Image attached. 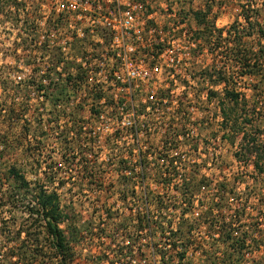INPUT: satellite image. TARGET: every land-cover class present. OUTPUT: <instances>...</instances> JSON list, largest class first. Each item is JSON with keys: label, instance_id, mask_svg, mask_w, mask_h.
Returning <instances> with one entry per match:
<instances>
[{"label": "rangeland", "instance_id": "374dc122", "mask_svg": "<svg viewBox=\"0 0 264 264\" xmlns=\"http://www.w3.org/2000/svg\"><path fill=\"white\" fill-rule=\"evenodd\" d=\"M6 1L0 0V264H111L118 252V244L127 242L132 244L131 255L134 257H121L114 264H223L218 259H222L223 250L215 248L212 255L215 262L208 259L205 263L206 251L210 252L211 247L205 245L201 254L195 246L184 248L174 236L178 234L177 229L191 226L193 242L216 237L218 229L215 226L209 228V223L223 219L229 222L235 216L234 211L222 209L219 215L214 211L212 216L204 218L210 215L208 207L214 195L218 194L216 185L219 182H226L228 187L234 185L237 192L253 191V198L242 204L240 200L229 199L230 209L244 205L240 226L232 227L235 233L247 237L248 244L239 250L241 264H264L263 175L254 170L251 162L254 158L236 159L240 135L233 136L229 129L223 128L219 110L223 103L225 108L236 107L244 112L255 106L258 116L264 114V62L257 59L264 40L257 34L256 23L252 29L247 28L241 16L242 8L250 15H254L257 9L260 12L259 23L264 25V0H164L166 6L173 10L154 15L161 25L175 24L180 26L179 30L196 36L203 26L196 23L194 13L208 10L207 21H214V27L221 29V33L213 29L209 40H200L198 52L194 53L197 60L189 65L182 63L183 71L192 75L191 83L185 84L182 80L176 90L177 96L180 94L182 98L180 107L185 114L182 123L174 121L166 132L174 137L172 133L188 131L191 136L177 143L181 149L189 151L185 155L182 177L176 172L171 180L163 178L164 173H168L167 168L160 162L161 157L155 159L153 154L144 157V178L140 177V170H134L137 159L126 154L125 140L118 143L117 136H103L114 130L115 123L109 118L112 117L109 108L92 110L104 114V123L97 131L95 127L99 122L87 110L88 94L85 93L84 97L83 93L71 92V81H64L56 74H53L56 78L49 77L46 84L41 83L35 69L47 64L56 65L55 59L50 61L42 57L36 60L41 48L34 39L41 32L34 29L33 23L36 18L42 20V11L46 8L40 9V5L44 0H26L33 2L29 3L32 6L27 11H18L14 4ZM212 24L209 25L211 29ZM237 38L241 41L233 44ZM87 42V39L77 40L76 47H87ZM215 44L219 46L215 47ZM91 47L95 51L100 49L98 45ZM235 50L240 55L245 54L250 64H254L250 68L254 76L243 75L244 69L237 65L230 66L229 57ZM222 78L228 83L221 81ZM224 89L242 93L239 103L219 102ZM211 91L216 94L210 95ZM13 99L24 114L6 122L1 115L13 107L10 105L14 103L11 102ZM60 99L63 105L71 108L64 112L69 118L54 107ZM243 101H246L245 106ZM78 113L81 120L75 123ZM263 121L258 123L264 130ZM246 129L254 132L253 126ZM161 135L162 129L156 127L147 138L144 134L140 146L150 151L158 149L168 141ZM232 138L233 143L230 142ZM128 145L140 147L137 143ZM94 148L102 149L101 156L94 154ZM109 155L111 157L106 159ZM127 160L130 161L128 166ZM11 165L24 174L30 187L42 185L46 191L58 192L68 215L66 222L60 224L68 238L65 262L54 256L43 226H39L27 212L33 191L14 194L15 199L11 201L3 199L5 193L12 190L13 181L8 173ZM187 165L201 177L209 179L202 193L192 200L184 198V190L180 186L184 175L190 173ZM125 166L130 169L125 171ZM157 203H164L170 209L165 207L161 210ZM135 213L151 217L150 226L145 223V228L137 232ZM121 222L126 226L119 229L116 223ZM173 241L176 247L171 245ZM184 249L186 257L179 260ZM157 253H163L164 260Z\"/></svg>", "mask_w": 264, "mask_h": 264}, {"label": "built area", "instance_id": "2783aa9c", "mask_svg": "<svg viewBox=\"0 0 264 264\" xmlns=\"http://www.w3.org/2000/svg\"><path fill=\"white\" fill-rule=\"evenodd\" d=\"M17 1L24 3L17 8L18 11H25L32 6L29 3H33ZM43 8L46 11H42V20L36 18L33 23L34 29L41 32L34 39L41 48L36 60L42 57L50 61L55 59L56 65L52 66L56 67L47 64L35 69L34 73L41 78V83L46 84L49 77L52 79L58 75L64 81L68 77H83L77 88L70 79V91L83 93L84 97L88 94L87 110L99 122V127L98 124L95 127L97 131L104 123V114L92 110H97L94 109L97 107L110 109L112 117L109 118L115 123L114 130L103 136H117L118 143L125 140L126 154L137 159L134 170H140V177L144 178V157L153 154L155 159L161 157L160 162L167 168L168 173H164L163 177L165 174L168 177L169 172L174 175L177 172L181 178L184 160H178V157L186 160L189 150L181 149L177 143L188 140L191 135L186 131L172 133L174 137H171L166 130L174 121H183L182 98L180 94L177 96L176 90L182 80L185 84L191 83L192 75L183 71L182 63L189 65L197 60L194 53L198 52L200 43L196 36L179 30L178 25L164 26L155 20L154 15L173 10L166 6L164 0H44L40 5V9ZM83 39H87V47H76L77 40ZM91 45H98L100 49L95 51ZM108 88L110 91L106 93ZM95 93L100 94L98 99L94 98ZM79 100L77 97L76 101ZM62 103V100L54 103L56 111H70L71 108ZM171 110L174 111L172 114ZM64 116L69 118L67 113ZM79 118L78 113L75 123L81 120ZM156 127L162 129L160 137L168 141L154 151L141 147L140 139L144 134L147 138ZM97 140L100 142L99 138ZM129 143H137L140 147L131 148ZM101 150L94 148L93 152L101 156ZM113 154L116 155V152ZM166 158L175 160L168 164ZM126 162L128 166L130 161ZM127 166L125 171L130 169ZM186 168L191 170L189 165ZM161 234H165V230Z\"/></svg>", "mask_w": 264, "mask_h": 264}, {"label": "trees", "instance_id": "16d2710c", "mask_svg": "<svg viewBox=\"0 0 264 264\" xmlns=\"http://www.w3.org/2000/svg\"><path fill=\"white\" fill-rule=\"evenodd\" d=\"M6 3L9 4H14L17 8L20 6H23L24 3H20L17 0H8ZM2 11V8L0 9ZM208 11V10H207ZM207 11H196L194 13V17L196 20V23L199 26H203L199 33H197L196 38L199 40L202 38H206L207 40L210 39V34L214 31L213 29L217 30L218 33H221V29H216L214 26V21H207L208 20V13ZM259 14L260 12L256 9L254 15H250L249 12H247L246 9L242 8V22L246 23L247 28L253 27L254 22L257 25V34L260 39L264 40V25H261L259 22ZM253 17V18H252ZM210 23L212 24V29L209 26ZM234 27V25H232ZM230 26V28L232 27ZM231 31L228 30V32ZM234 34V33H233ZM235 35V34H234ZM212 36V35H211ZM241 41V38H237L235 41H232L233 44L239 43ZM229 42V41H227ZM229 44V43H228ZM237 45V44H236ZM215 47H218L219 45H214ZM259 55L257 59L261 58L262 62H264V44H260V49H259ZM256 59H254L255 61ZM229 63L230 66L237 65L238 67H241L244 69V74L243 75H248V76H254L255 73L250 70L251 67H253L254 64H250L249 59H247L246 55H240V52L238 50H235L232 55L229 57ZM72 79V82H74V88L78 87V82L83 81V77L77 76V77H68ZM221 81L224 83H228L225 78H222ZM220 81V82H221ZM217 81L216 83H218ZM77 89H75L76 91ZM213 91L210 92V95H214ZM240 92L235 91L234 89H224L223 97L222 100H228L231 103L238 104L239 103V97H240ZM95 99H98L100 97V94L95 93L93 94ZM244 96V94H243ZM245 97V96H244ZM23 99V98H22ZM24 100V99H23ZM14 102L10 104L11 109H8L6 112L1 115L6 122L7 121H12L17 119L19 115H23L24 111L21 110L19 111V104L17 101L13 99ZM246 101H243L244 106ZM1 106V105H0ZM22 107V106H21ZM220 109V115H221V123H223V128L224 129H229L230 134H233V136L240 135V145L239 149L235 152V157L237 160H244L246 157H252L254 159L251 160L252 165L254 167V170L258 174L263 175L264 179V130L261 129L260 124L258 123L260 120H264V114H261L258 116V114L255 112V106L252 108L250 107L249 110L247 111H238L237 108H225L222 105L219 107ZM240 110V108H238ZM5 110V109H4ZM16 110V112H15ZM245 110V109H243ZM17 113V114H16ZM2 118V119H3ZM264 122V121H263ZM253 126L254 127V132L253 131H248L246 127ZM257 126V127H256ZM260 126V127H259ZM79 133V132H78ZM80 134V133H79ZM79 136V135H78ZM222 137L225 138L224 133L222 134ZM80 138V136L78 137ZM167 140L166 138H164ZM167 142V141H166ZM165 142V143H166ZM231 143L234 142V139L232 138L230 140ZM175 158H166L165 161H167L168 164H172ZM178 160H184L182 161V164L185 165L186 161L185 159H181L178 157ZM188 166V165H187ZM8 173L12 177V190H14V193L12 190H9L8 192L5 193L3 196V199L7 201H11L15 199V195L17 193H22V191H33V194L31 196V201H28V207H27V212L28 214L33 218V220L38 224L39 226H43L45 230V235L46 238L49 239V244L51 245V249L54 251V256L59 257L62 262H65L68 257V238L67 235L65 234V230L60 227V224L62 222H66L68 219L67 213H65V208L62 207L61 201H60V196L56 190H50L46 191L43 189L42 185H35L33 186L34 188L30 187V183L26 180L24 174L18 170L14 165H11L8 169ZM174 175V173L169 172L168 177L166 175L163 177L164 179H171V176ZM209 184V179L206 177H201L199 173L191 169L190 173H186L184 175V179L182 180L180 186L182 185V189L184 190V198H188L190 200L194 199L196 195L202 193V189H204L207 185ZM236 184V183H235ZM217 188V195H214V198L211 199V204L209 205V216H205L204 218H209L213 214L214 211L216 212V215H219V211L222 209H229L230 211H234L235 216L229 221L226 222L224 219L222 221H215V223H209V228L212 227H217L218 229V234L216 237H206L203 238L202 241L199 242H193L191 233L193 231V227H182L180 229H177L176 232L178 234H175L174 236L180 240V243L182 244L184 248L188 247L189 245L195 246L200 250V253L203 254L205 245H208L211 247L210 252L206 251V259L205 263L208 261H211L212 263L215 262L213 259V254H214V249H220L224 251V254L222 256V259L218 257L220 261H222L223 264H241V254H239V250L246 246L247 243V237L246 235L242 234H237L234 232V228L237 226L239 227L243 215H244V205L241 207H236L234 210L230 209V204H229V199L232 200H240L241 204L244 201H249V199L252 197L253 198V191L251 189H247L246 191L242 192H237L234 185L231 187H228L226 182H219L216 185ZM245 190V189H244ZM259 196L260 195H256ZM18 196L16 195V198ZM183 198V199H184ZM20 199L24 200V197H20ZM3 200V201H5ZM185 200V199H184ZM190 200L188 202H190ZM6 201V202H7ZM182 202V200H181ZM146 203L149 204L148 199H146ZM159 209H164L166 204H160ZM183 204V203H182ZM202 204V203H201ZM149 208V207H148ZM155 209L154 207H150ZM167 209H170V207H166ZM181 215L182 213L179 212ZM135 216L137 217V223L134 225L135 229L137 232L139 230H142L145 228V223L150 226L152 218L149 216H143L142 217L137 215L135 213ZM217 222V223H216ZM118 224V228H122L126 226L124 222L121 223H116ZM234 228H233V227ZM162 228V227H161ZM232 229V230H231ZM162 232V231H161ZM256 232V231H254ZM171 245L173 247H176L175 241L173 243L171 242ZM132 244L127 242L126 244H118V252L115 255V260L120 261L123 257L124 259L127 256L134 257L131 255L132 253ZM231 249V251H228ZM186 249L183 250L179 254V260H183L186 257ZM196 250V251H198ZM162 260H164V255L163 253H157ZM126 259H129L128 257ZM115 260H111V264H114ZM121 264V263H120ZM125 264V263H124Z\"/></svg>", "mask_w": 264, "mask_h": 264}]
</instances>
